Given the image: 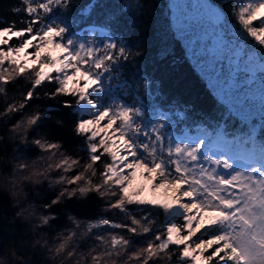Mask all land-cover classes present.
Returning a JSON list of instances; mask_svg holds the SVG:
<instances>
[{"label":"snow or ice","instance_id":"1","mask_svg":"<svg viewBox=\"0 0 264 264\" xmlns=\"http://www.w3.org/2000/svg\"><path fill=\"white\" fill-rule=\"evenodd\" d=\"M146 5L147 0L121 3L117 15L103 12L105 0H90L79 15L87 19L100 8L107 32L130 13L145 19ZM77 6L78 0H18L11 11L23 18L0 26V93L7 98L5 86L14 75L27 74L29 84L20 101L12 100L0 111L4 125L17 113L24 116L6 136L0 135V154L6 144L19 153L13 156L15 179L8 186L15 203L12 226L20 228L27 220L35 221L33 231L51 228L60 206L79 212L80 204L93 196L130 223L69 215L73 227L61 232L55 243L42 238L34 250L22 249L6 239L7 216L0 208V264H100L105 257L121 254L124 264H264V0H240L238 6L234 2L227 17L208 0H199L195 23L190 19L179 28L214 101V110L197 115L191 124L187 121L197 110L188 104L161 105L149 119L152 98L159 100L151 75L145 71L131 87L117 83L121 68L139 70L138 59L147 49L129 46L127 37L120 40L115 31L107 43L81 39L78 21L69 15ZM229 18L235 31L228 26ZM57 51L60 54L54 55ZM21 53L33 62V69L17 59ZM169 56L167 47L157 51L160 60ZM46 84L51 90L41 93ZM40 99L71 110L68 121L56 124L69 125L81 147L72 149L39 135L45 114L55 111V105L24 113L31 107L29 101ZM173 118L184 125L181 138L169 134ZM35 149L39 159L25 162L23 153ZM138 173L151 182L154 192L165 190V198L145 199L143 189L134 190ZM44 183L58 191L43 205L48 214L37 217L35 207L20 196L25 184ZM133 205L143 210L140 219ZM155 211L166 218L159 227ZM101 228L152 235L146 247L132 250L130 237L109 233L106 239L95 231ZM93 239L88 252H78L80 241ZM44 252L50 258L41 261L37 253Z\"/></svg>","mask_w":264,"mask_h":264},{"label":"trees","instance_id":"2","mask_svg":"<svg viewBox=\"0 0 264 264\" xmlns=\"http://www.w3.org/2000/svg\"><path fill=\"white\" fill-rule=\"evenodd\" d=\"M212 4L222 10L226 17L228 14V9L235 5L240 4V0H210ZM90 0H78V6L74 7L69 14L78 23L75 25L76 31L80 38L82 39H92L96 40L100 37V42L107 43V36L112 35L113 31L116 33V37L120 40H124L127 37V43L129 46L134 45L135 47L143 46L147 49L146 55L138 59V71L133 72L131 68H121V80L117 83L127 82L129 86H135L139 83V77L145 74H150L155 81L156 86V96L159 97L157 101L155 97L151 100V107H148L149 119H154L155 112L154 109L160 108L161 105L172 108L175 105L188 104L195 107L197 110L192 113L188 124H191L197 115H202L205 112H212L214 110V101L212 98L211 87L207 80L203 79L200 75L199 68L195 65L193 58L189 55L185 39H182L179 31L177 30L174 21L171 8V0H147L146 5V18L137 19L135 14H128L123 16L121 22L115 26V28H109L105 32L104 28V15L103 12H114L117 15L120 14L119 5L124 4H134L135 0H105L106 8L103 10L97 8L93 12L90 18H83L79 15V10L87 5ZM18 5V0H0V26L7 21L20 20L21 15L14 14L11 9ZM125 11H128L125 9ZM67 19V17H66ZM259 21L254 22L258 24ZM92 25L94 27L90 28ZM229 28L233 31L236 29V24L229 18ZM175 33V38L174 34ZM239 35V33H237ZM12 43H16L15 38ZM167 47L171 52L165 60H160L157 58V51ZM18 59V58H17ZM19 60V59H18ZM27 61L28 69H33V62ZM132 67H137L133 65ZM2 83V82H0ZM29 87L27 81V74L25 76H13L10 79L8 85L5 86L7 92V98L5 94L0 93V111H2L6 104L10 103L12 100L20 101L22 99L21 93L26 92ZM52 88L51 84H46L42 86L39 90L41 93L43 91H50ZM57 99H63L58 97ZM131 102V98L126 97ZM31 107L24 113L25 116L31 115L37 107L44 109L48 105H55V111L46 113V118L42 122V126L39 128V135H46L49 138H55L63 143H66L70 148L77 149L81 147L80 142L71 132V127L65 125L61 127L56 124V120H69L70 109L61 107L56 104L53 100H34L28 102ZM147 107V104H146ZM163 110V109H161ZM19 113L13 115L12 122L4 125L0 121V135H7L8 129H10L13 123L19 122L23 119ZM169 134L175 137L182 136L185 128L183 124L178 125L174 118L170 122ZM189 134H196L195 132ZM14 143L9 141V144ZM19 153L14 152L6 144L0 154V208L4 209V215L7 216L6 225V239L10 242L18 243L29 249H33L35 242L43 239H47L50 244L57 241V237L65 229H71L73 227L72 223L67 219V216H74L79 220H95L98 217L110 218L114 223H130L126 217L123 216L119 210L111 209L109 210L104 199L97 196L91 197L89 200L80 204V211L73 212L65 206H60V208L53 213L55 217L58 218L57 221L51 222V228L45 227L43 229H37L33 231V222L27 220L22 221V227L17 228L12 225L15 224L14 220V209L15 203L12 200L10 193L8 192L9 182L14 180L15 177L11 174V167L17 161L13 159L14 155ZM79 156H84L83 152L78 153ZM40 156V151L38 149L28 150L23 153V158L25 162L31 163L34 160H38ZM83 163V161H81ZM30 188H34V191H29ZM58 191L57 188H50L47 183L41 185H24V192L20 196V199L27 200V202L33 205L36 209V216L41 214H48L43 212V205L45 203H50L55 197ZM133 210L134 215L137 219H140L144 212L142 209L137 208L135 205L130 206ZM154 216L158 218L159 227L160 223L165 222V216L162 212L155 211ZM179 222V221H177ZM131 226V225H130ZM98 233L105 234L106 239L109 233H120L126 237H130L132 243L129 248L132 250L146 247V242L151 238V233L135 235L122 229H111V228H101L95 230ZM139 231V228H138ZM81 247H79L78 252H88L89 249L95 243V240L80 241ZM87 246H83V245ZM175 247V246H173ZM34 250V249H33ZM29 258H32V252H29ZM41 257V261H46L50 257L44 253H37ZM175 259V256L172 257ZM100 264H124V256H113L111 258L105 257L101 260ZM127 264H136L135 261L129 260ZM149 264H153L149 261ZM164 264V261H161Z\"/></svg>","mask_w":264,"mask_h":264},{"label":"rangeland","instance_id":"3","mask_svg":"<svg viewBox=\"0 0 264 264\" xmlns=\"http://www.w3.org/2000/svg\"><path fill=\"white\" fill-rule=\"evenodd\" d=\"M198 3H199V0H171L173 21H174V24H175L177 30H179V28L182 25L186 26L190 19H191L192 23H195V17L197 15L198 11H200L196 7V5ZM208 3L212 4L210 0H208ZM216 8L218 10H220L218 7H216ZM100 40H101V38L99 37L97 39V42H100ZM185 42L187 45L186 40H185ZM48 50L49 49H45V52H47ZM29 51H31V49ZM53 54L59 55L60 53L57 51V52H54ZM17 58L19 60H27V57H25L23 53H21ZM29 61H31V60H29ZM193 61L196 65V61L194 58H193ZM71 87H73V85L70 83L69 88H71ZM181 137L182 136H179L177 138H181ZM150 187H151V182L145 178V175L138 173V175L134 181V184H133L134 190L143 189L142 196L145 199L163 200L165 198V195H164V197H158V195L153 190H151Z\"/></svg>","mask_w":264,"mask_h":264},{"label":"bare ground","instance_id":"4","mask_svg":"<svg viewBox=\"0 0 264 264\" xmlns=\"http://www.w3.org/2000/svg\"><path fill=\"white\" fill-rule=\"evenodd\" d=\"M150 189L152 190V186L150 187ZM155 193L158 195V197H164L165 190L161 189V190L156 191Z\"/></svg>","mask_w":264,"mask_h":264}]
</instances>
